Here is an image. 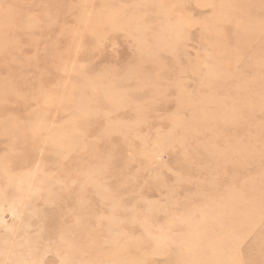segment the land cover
<instances>
[{
  "label": "rangeland",
  "instance_id": "374dc122",
  "mask_svg": "<svg viewBox=\"0 0 264 264\" xmlns=\"http://www.w3.org/2000/svg\"><path fill=\"white\" fill-rule=\"evenodd\" d=\"M0 264H264V0H0Z\"/></svg>",
  "mask_w": 264,
  "mask_h": 264
}]
</instances>
